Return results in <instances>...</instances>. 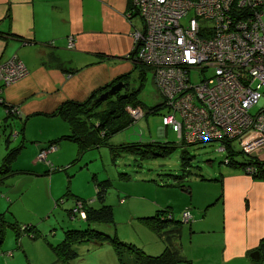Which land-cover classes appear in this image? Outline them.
I'll return each mask as SVG.
<instances>
[{
  "label": "rangeland",
  "instance_id": "rangeland-1",
  "mask_svg": "<svg viewBox=\"0 0 264 264\" xmlns=\"http://www.w3.org/2000/svg\"><path fill=\"white\" fill-rule=\"evenodd\" d=\"M242 7L240 6L238 11ZM261 19L264 24V12ZM133 20L136 27H140V19L137 14ZM130 35L132 44L125 56L128 57L127 60L132 61L131 65L129 64V67L122 73L126 72L128 75L129 88H134L138 84L134 70L137 62L136 58L134 59L135 52L133 56L130 54V51L134 49L132 31ZM73 40V36L69 35L66 46L72 47ZM61 51L63 54L73 53L66 47H63ZM6 52L8 53V51ZM5 54L2 55L3 59L15 55L14 53L6 54L7 56ZM2 58L0 57V59ZM32 64L31 70H36L39 66L35 67L37 63L33 59ZM65 65L71 69L76 68L70 63ZM26 74L27 71L10 83L23 78ZM125 87L127 86L125 85ZM38 91L40 90H32L35 94H39ZM45 96L46 99L40 103L42 105L51 95L40 93L32 95L31 99H43ZM137 97L145 105L154 104L164 98L156 87L150 70L145 71ZM0 98L3 101L1 95ZM4 101L8 107H12L11 111L17 109L16 103ZM7 106L0 104V117L4 116V112L8 113ZM125 110L133 122L106 136L105 144L100 147L86 149H80L76 141L63 138H55L57 139L55 140L56 145L45 144L51 137H58L60 134L70 132L65 120L60 116H51L48 114L49 112H43V114L31 112V115L22 114L21 117L18 116L19 114L18 117L10 114L0 120V164L4 160L6 150L19 142L23 144L13 160L11 159L9 162V166L15 172L0 180V211L4 213L7 220L17 221L20 229V235L16 238L14 229L10 226L5 227L4 238L0 245V264H57L49 243H56L65 228L101 226L104 228L102 230L112 233L113 225L86 222L80 212L75 216L69 215L68 208H71L70 204L74 203L75 196L84 198L93 206H98L101 203L110 204L114 214V227L120 238L122 236L123 240L141 244L146 251L148 250L152 254H158L161 251L162 243L156 234L141 222L138 216L150 215L155 209L168 208L175 219L179 218L183 222L180 226L178 242L181 244L184 254L186 255L185 251L189 252L192 246H196L194 254L201 256L204 253L203 244L199 245L200 242L195 240L198 232L189 233L188 225L195 216H203L206 222L212 221L217 216L219 207L217 199L220 200V197L218 196L219 181L216 175L219 172L218 169L226 167L222 161L224 150L218 149L220 141L216 138L189 141V144L184 146V149L187 150L186 153L190 155L188 163L185 165L181 164V146H174L167 154L154 157L110 148L109 144L114 146L122 140H129L123 139L124 133L134 134L138 130L143 131V137L149 131L152 138L173 140L174 142H177L182 135V131L173 132L169 125H162L161 114L166 111L165 106L160 107L156 113L147 112L144 114L142 108L129 105L125 106ZM158 126H161L163 135H157ZM177 134H181L179 138ZM36 143H39V146ZM185 143L183 138V144ZM231 145L242 151L234 140H231ZM235 156L240 160L246 157L241 153H236ZM45 170L48 172L43 174ZM102 179L105 180V183L108 179V184L105 188L104 199L99 200L94 198V183ZM120 196L124 198L123 203L119 201ZM184 207L188 213L184 212L181 217ZM209 218L210 220H208ZM204 223L201 222L199 228ZM22 225H32L33 231H22ZM194 225L191 224L192 230H194ZM208 237L207 231L198 234V238L202 240H206ZM89 241L78 247V253L80 250L83 254L74 258V264H118L115 248L110 242L102 239L101 244H92ZM204 243L207 244L206 241ZM214 244L218 247L217 242ZM95 247L98 248V250L96 249L98 253L94 250ZM105 247L108 252L104 250V256H101ZM8 250H11V254L6 253ZM50 255L53 261H50ZM128 258L131 263L132 257L128 252H121V259L125 264H129L127 263ZM251 263L264 264V258ZM178 264H182V262Z\"/></svg>",
  "mask_w": 264,
  "mask_h": 264
},
{
  "label": "built area",
  "instance_id": "built-area-1",
  "mask_svg": "<svg viewBox=\"0 0 264 264\" xmlns=\"http://www.w3.org/2000/svg\"><path fill=\"white\" fill-rule=\"evenodd\" d=\"M130 1L140 18V27L131 30L134 56L151 67L165 98L162 125L182 131L187 142L234 140L244 153L259 157L264 151V0ZM26 71L15 55L0 59V88ZM244 170L253 172L248 164Z\"/></svg>",
  "mask_w": 264,
  "mask_h": 264
},
{
  "label": "crops",
  "instance_id": "crops-1",
  "mask_svg": "<svg viewBox=\"0 0 264 264\" xmlns=\"http://www.w3.org/2000/svg\"><path fill=\"white\" fill-rule=\"evenodd\" d=\"M130 2L0 0V57L3 53H14L27 68L23 78L1 88L3 100L17 104L19 117L31 115V112L43 114L52 111L64 99H82L92 89L124 72L131 65L132 60H127L125 55L131 48L130 33L136 25L133 20L136 14L126 15ZM69 35L74 38L72 47L66 46ZM63 47L73 53L63 54ZM48 52L76 68L69 72L51 65ZM32 59L37 63L35 67L39 65L36 70H31ZM33 89L51 97L41 105L46 96L31 99L32 95L40 94L32 92ZM161 131L158 126L157 135H163ZM143 134L141 130L134 134L124 133L123 139H157L150 137L149 131L145 137ZM218 171L221 180L218 182L217 216L212 221L209 218L210 222L203 216L193 217L188 232L209 233L206 240L198 238V234L195 237L199 245L204 246L201 259L203 261L205 256L206 264H254L251 262L258 259H250L246 252L256 247L259 238L264 236V178H252L229 166ZM201 222L205 223L199 228ZM195 247L189 252L186 250V255L196 256ZM104 250L108 252L105 247L101 256ZM50 258L53 261L51 255Z\"/></svg>",
  "mask_w": 264,
  "mask_h": 264
},
{
  "label": "trees",
  "instance_id": "trees-1",
  "mask_svg": "<svg viewBox=\"0 0 264 264\" xmlns=\"http://www.w3.org/2000/svg\"><path fill=\"white\" fill-rule=\"evenodd\" d=\"M131 7L132 6L130 2L128 11L130 12V15H133L135 14V12H132ZM134 52L135 49L131 50L130 54L133 56ZM47 57L51 58V65L67 70L69 72L73 70L62 63V61L54 56L53 53L48 52ZM136 62L137 63H135L134 66V70L136 72L135 78L138 79V84L136 87L129 88L128 75L125 72L116 75L102 85L96 87L87 95V97L81 100H62L55 107V109L53 111H50L48 114L60 116L63 120H65L70 128V132L60 134L58 137H51L45 144L56 145L55 140L57 139L55 138H63L78 142L80 149L100 147L101 145L105 144L106 136L110 135V133L120 130L121 128H124L127 125H130L133 122L132 118L125 110L126 105H129L131 107H140L144 110V114H146L147 112L156 113V111L159 110L160 107H166V104L164 105L165 98H162V100L157 101L154 104L145 105L137 97V92L142 86V80L144 78L145 71H151V67L138 60H136ZM117 81H122L123 83L125 82V85L127 87H120L119 90H116L114 93L108 95L103 100H93L94 96L97 93L108 89L109 86ZM0 104H2L3 106H7L4 100H1ZM6 108L8 110V113L4 114L3 117L10 116V114L17 116V109L14 110V113V111H11L12 107L10 108L7 106ZM14 108L16 107L14 106ZM181 138L177 142L159 138L153 140H129L118 142L114 146L109 144V147L117 148L120 151H126L132 154H139L141 156L151 155V157H154L167 154L174 146H181V164L185 165L188 163L190 155L186 153L187 150L184 149V146L189 144V142L186 141V143L183 144V135L181 136ZM220 143L225 153L222 161L226 166L240 169L241 171L246 173L244 170V165L248 164L253 169V172L248 173L252 178H264V151H262L260 153V156L257 157L252 154H246L243 151H240L239 148L237 150L233 145H231V140L221 139ZM22 146L23 144L19 142L15 146L10 147L8 150H6L4 160L0 164V180H2L6 175L15 172V170H12L9 166V162L11 161V159L13 160V157H15L16 153L22 148ZM236 153L244 154L246 157L240 160L239 158H236ZM47 172L48 170H45L43 174ZM216 178H218V181L220 182V172L216 175ZM107 184L108 179H106V183L104 179L95 181V199H104V193ZM119 201L123 203L124 198L120 196ZM70 206L71 208H68L69 215L75 216L76 213L80 212L83 220L86 222L101 224L103 223L108 225L110 224L113 225V228L111 229L109 227L112 233L102 230L104 228L98 225H96L98 227L95 228L87 226L85 228L69 227L63 229L61 238L56 241V243H49L50 248L55 256L54 260L59 261V263L61 264H72L76 256H81L82 253H80V250L78 253V247L81 244H86L89 240H91L89 242H92V244H101L102 239L110 242V244L115 248V254L116 259L118 260V264H125V262L121 259V252L124 251H127L129 256L132 257L131 263L130 259H127V263L129 264H178L179 262H182V264H204L203 261L205 260V256H203L202 261V255L199 256L197 254L196 256H187L184 254L181 244L178 242L180 226L183 222L179 218L175 219L172 212L168 208L163 207L155 209V211L150 215L138 216L141 222L147 228L151 229L162 243L163 247L161 246V251L158 254H152L149 253L148 250L146 251L145 248L141 246V244L133 241L123 240L124 238L122 236L120 238V235L117 233L116 228L114 227V214L112 206L110 204L101 203L98 206H93L89 204L84 198L75 196L74 203L70 204ZM184 209L185 207L182 209V211ZM6 226H10L12 229H14V234L16 238H18V236L20 235L18 222L15 220H7L4 216V213L0 211V245L4 238ZM21 228L22 231H33L32 225H22ZM255 249L259 254L258 260H263L264 236L260 237L256 247L252 248V250ZM6 253L11 254V250L6 251ZM248 253L249 252L247 251V256ZM206 263L207 262H205V264Z\"/></svg>",
  "mask_w": 264,
  "mask_h": 264
},
{
  "label": "water",
  "instance_id": "water-1",
  "mask_svg": "<svg viewBox=\"0 0 264 264\" xmlns=\"http://www.w3.org/2000/svg\"><path fill=\"white\" fill-rule=\"evenodd\" d=\"M125 87L124 83L122 81H117L115 83H113L111 86H109L108 89L106 90H103L101 91V93H99L95 98H94V101H99L101 99H104L106 96H108L109 94H112L114 93L116 90H118L120 87ZM258 251L255 249V250H251L249 253H248V257L250 259H258Z\"/></svg>",
  "mask_w": 264,
  "mask_h": 264
}]
</instances>
